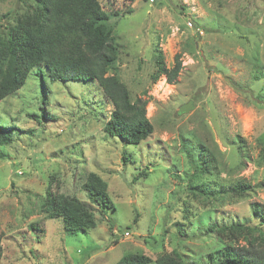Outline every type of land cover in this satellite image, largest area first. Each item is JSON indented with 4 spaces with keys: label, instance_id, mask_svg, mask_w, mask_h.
Wrapping results in <instances>:
<instances>
[{
    "label": "rangeland",
    "instance_id": "374dc122",
    "mask_svg": "<svg viewBox=\"0 0 264 264\" xmlns=\"http://www.w3.org/2000/svg\"><path fill=\"white\" fill-rule=\"evenodd\" d=\"M32 2L0 0V40ZM100 3L117 49L110 75L149 100L154 133L124 145L104 131L113 107L95 84L28 75L0 101V127L13 128L0 146V264H116L174 251L184 264L216 263L231 238L208 226L255 225L254 205H264V0ZM159 52L168 68L180 56L175 84L153 81ZM91 173L114 209L93 207L97 227L67 234L48 199L86 202ZM239 184L251 188L237 193Z\"/></svg>",
    "mask_w": 264,
    "mask_h": 264
},
{
    "label": "trees",
    "instance_id": "16d2710c",
    "mask_svg": "<svg viewBox=\"0 0 264 264\" xmlns=\"http://www.w3.org/2000/svg\"><path fill=\"white\" fill-rule=\"evenodd\" d=\"M101 1L33 0L32 14L18 17L8 29L7 37L0 40V101L22 89L33 72L40 76L47 73L53 82L93 83L113 107L104 126L105 133L124 145L136 147L154 133L147 117L149 100L134 99L119 77L110 75L118 57L113 27L109 25L110 19L103 11ZM123 1L133 3L136 0ZM154 62L153 81L165 78L168 83L175 84L183 70L180 56H176L171 68L166 66L160 52ZM12 130V127H0L1 147L11 144ZM127 161L124 156V162ZM200 171L204 174L209 168ZM250 188L239 184L234 189L244 194ZM83 190L87 203L66 197L48 199L50 218L62 219L64 229L70 235L87 233L97 227L93 207L101 211L114 209L107 183L99 175L89 174ZM201 192L210 193L203 188ZM254 208L258 220L255 225L233 220L208 226V233L231 238L220 245L217 262L213 263L210 258V264H264V205L255 204ZM182 260V256L174 251L155 261L146 255H127L116 264H184Z\"/></svg>",
    "mask_w": 264,
    "mask_h": 264
},
{
    "label": "water",
    "instance_id": "95a60500",
    "mask_svg": "<svg viewBox=\"0 0 264 264\" xmlns=\"http://www.w3.org/2000/svg\"><path fill=\"white\" fill-rule=\"evenodd\" d=\"M192 110V105L191 103H188L186 105L181 106L179 112L180 113H189Z\"/></svg>",
    "mask_w": 264,
    "mask_h": 264
},
{
    "label": "built area",
    "instance_id": "2783aa9c",
    "mask_svg": "<svg viewBox=\"0 0 264 264\" xmlns=\"http://www.w3.org/2000/svg\"><path fill=\"white\" fill-rule=\"evenodd\" d=\"M189 26L192 27L191 23H189Z\"/></svg>",
    "mask_w": 264,
    "mask_h": 264
}]
</instances>
